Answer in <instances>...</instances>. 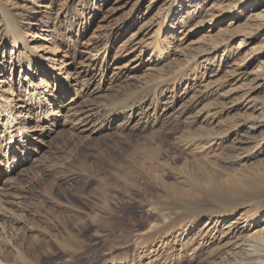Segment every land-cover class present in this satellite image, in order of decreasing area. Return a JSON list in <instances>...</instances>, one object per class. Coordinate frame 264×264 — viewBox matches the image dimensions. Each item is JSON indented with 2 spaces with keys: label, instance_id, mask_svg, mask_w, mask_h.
Returning a JSON list of instances; mask_svg holds the SVG:
<instances>
[{
  "label": "rangeland",
  "instance_id": "rangeland-1",
  "mask_svg": "<svg viewBox=\"0 0 264 264\" xmlns=\"http://www.w3.org/2000/svg\"><path fill=\"white\" fill-rule=\"evenodd\" d=\"M0 1L19 21L25 39L42 38L41 42L29 41L30 47L50 50L46 53L61 63L57 67L70 73L74 90L69 88L66 98L74 97L75 89L82 93V97L77 93L78 105L72 106V112L93 104L100 106L95 113L99 111L109 121L114 110L125 112L132 102L158 96L164 103L176 100L172 112L155 126L135 123L122 129L118 118L112 128L103 134L93 130L92 136L77 131L79 125L73 119L77 117L71 111L65 109L63 116L53 114L59 124L36 141L35 150L20 152V163L15 161L12 172L0 169L2 262L25 264L5 258L15 252L11 243L19 246L21 240L15 241L13 236L8 241L1 229L13 226L14 233L38 236L40 230L33 219L50 216L38 213V203L74 205L83 213L101 216L99 221L86 216L73 221L86 248L78 254L81 257L57 254L60 249L51 242L52 249L46 253L38 247L42 253L39 264H98L110 248L126 264H257L264 260V216H258L256 210L257 204L264 203V130L253 136L248 128L250 119H264V87L258 86L264 84V19L246 22L231 13L221 21L217 9L221 6L213 8L217 0H180L175 5L168 0H141L140 10L138 0ZM224 3L222 9L236 4ZM171 8L169 17L182 23L180 33L174 39L167 37V30L162 31L163 48L154 56L159 61L152 62L156 30ZM2 22L0 19L1 29ZM231 27L236 29L231 31ZM9 40L0 35V105L3 99L9 103L14 97L18 106H26L29 98L23 90V77L31 73L28 65L23 69L15 60L18 52ZM86 58L94 59L97 68L126 65L131 68L130 78L122 84L113 82L110 92L105 85V97L86 98ZM142 59L145 63L140 66ZM238 63H247L244 71L236 69ZM39 76L34 80L37 83ZM19 111L28 127L38 124L36 112ZM92 122L95 125L94 119L89 124ZM194 140L199 147L196 151L188 147ZM154 207L177 222L162 235L169 239L174 233L177 241L162 244L163 248L156 245L161 237L147 240L153 221H159L161 214ZM19 218L22 225L15 222ZM111 221L116 222L115 229ZM210 222L212 228L207 232ZM249 237L254 239L252 252L258 254L228 260V253ZM29 243L30 238L24 250L34 259Z\"/></svg>",
  "mask_w": 264,
  "mask_h": 264
},
{
  "label": "bare ground",
  "instance_id": "bare-ground-1",
  "mask_svg": "<svg viewBox=\"0 0 264 264\" xmlns=\"http://www.w3.org/2000/svg\"><path fill=\"white\" fill-rule=\"evenodd\" d=\"M138 1H139V3L137 4V6H139V10H140V1L141 0H138ZM168 1L171 3H174V5L177 4L178 2H180V0H168ZM217 1H218V3H216L217 6L213 5V8L215 7L214 9H216L218 6H221V7L217 8L219 10L218 15L222 16L221 21L225 22V20H227L228 16L231 13H234L233 15L237 16L236 18H242L246 22L257 20V19H259V20L264 19V7H261V4H264V0H217ZM228 1H234L236 4L232 8L222 9V4H225L224 2H228ZM6 7H7L6 3L4 1H0V19H2V21H3L2 25H1V27H3V28L2 29L0 28V30H1L0 35L2 38L11 39L9 41L12 42L13 47L16 49L15 52H18L17 56L15 57V60H17L20 65H23L22 66L23 69H26L25 66L28 65L29 72L31 73V74L27 73V75H25L23 77V85L25 86V89H23V90H25L26 95H28L29 100L27 102L29 104H27L26 106H24V105L18 106V104H17L18 102L15 103V101H17V100L14 99V97H13L9 103L7 102L8 99L7 100L3 99V105H0V116H1V118H0V156H1V158H0V169L7 167V168H10L11 171H13L16 169L15 161L17 159H18V161H20V152H24L26 149H29V150L34 149L35 150V148L37 147L36 141L39 142L40 140H42L43 137L49 135L58 126L59 122H58V120H56V117H54L53 114H56L57 116L62 115L63 114L62 112L65 109H67V111H66L67 113L70 112L72 106H74V104L76 102L75 98L77 97V93L80 94L81 97H82V93L79 92L77 89H75V96L71 97L69 100L66 98L70 92L69 88H72V90H74L73 85H71L72 81L71 82L69 81L70 73H68L66 75L67 70L64 67H57V65L61 64V63L58 62V59L56 57L51 58V56H49L52 53H50V54L46 53V52H50V50L48 51V50H45L44 48H42V50L36 51V49H32V47H30V45H29L30 43L28 44L29 41L30 42H41L42 38L41 37H33L31 40L25 39V36H23V33L21 32L22 27L20 26L19 21L15 20V18L12 16L11 12ZM171 12H172V8L168 10V13L166 14L164 20L162 21L161 24H159V26L156 30L157 35L155 36V42L151 46L154 49V50L152 49L153 51H151L152 54L150 56V61H152V62L159 61V59L154 57V56H155V51H157V52L161 51V48H163V47L160 48L161 42L163 40V39H161L162 31L164 29L167 30V35H168L167 37L174 38V39L180 33L179 31L181 30V28L179 26H181L182 23L177 19V17L175 19H173V16L170 18L169 16H170ZM209 16L212 17V15H209ZM169 21H171V22L168 23ZM127 23H126V25H127ZM223 24L224 23H221V26ZM167 27L169 29H167ZM230 29L232 31V30H235L236 27L235 28L231 27ZM114 34H116V33L115 32L111 33V35H114ZM38 38H39V40H38ZM40 39H41V41H40ZM243 40H245V38H242V42H243ZM35 48H37V47H35ZM44 53H46L47 55H44ZM144 63H143V59H142L140 61L139 65L142 66V65H144ZM96 65L97 64L94 63V59H92V58H86L84 61V66L88 67V69L85 70V74H84L85 75V82H84L85 87L83 88V91L85 92L86 98H90V97L95 98L96 96H101V98L103 96L105 97L106 94H105V92H103V88L105 85L108 86L109 92H110V90L114 89L112 86L113 82L117 81L118 82L117 84H122V83H126L127 80L130 78V77H128V75L131 71L130 70L131 68L126 67V65L114 66L112 64H110V65L107 64V65H105V69L97 68ZM60 66H62V65H60ZM246 66H247V63H238L236 65V69L238 71L239 70L244 71V68ZM35 68H37L36 71H34ZM135 69H133V70H135ZM110 73H112V74H110ZM33 74H38V75H36L34 77V76H32ZM39 75H41V76H39ZM84 75H83V77H84ZM38 76L40 77L39 83L34 81L35 79L38 78ZM46 83L48 84L47 86H46ZM258 86L264 87V84L259 83ZM50 88H51V90H50ZM75 88H77V87H75ZM1 96H0V101L2 100ZM144 96H145V98H147L146 95H144ZM155 97H157V96H155ZM61 98H63V99H61ZM64 98H66L67 100H65ZM150 98L148 100L143 99L144 101H141V103H139V104L138 103L132 104L133 103L132 102L130 105L126 106L125 109H123L125 112L121 113L122 110H118V109L114 110L109 121H106V119L103 120L101 118L99 111H97L98 113L97 112L95 113V110L97 108H98L97 110H99L100 106L98 107L97 105H93V104L87 105L86 108H83V110L81 109L78 112H72L73 110L71 111L73 114L72 116L77 117L76 119L78 121L82 122L84 120V123L78 122L73 117H71V120L73 118L74 122L77 123V125H79V127L77 128V131H79V133L85 134L84 132H86L87 135L89 134V136H92L94 134L93 130H95V132H97L98 134H101V133L103 134L105 131L109 130V127L112 128L116 124L118 118L122 119V121L120 122V123H122V129L129 128L135 123H139L141 125L149 123L152 126H155L162 120L161 118H164L163 117L164 115L168 114L170 111L172 112V109L175 108L176 100L174 98H172L171 100L167 99V101L164 103L163 97L158 96V98H154V97L152 99H150ZM15 105H17V106H15ZM75 105H78V104H75ZM75 107L79 108L77 106H75ZM20 108L23 110L25 108L26 114L29 112H36L38 114V121H37L38 124L33 129H31V127H28V125L26 124V122H27L26 117L23 118L24 117L23 114L20 115L22 112V111H19ZM52 109H55V111H52ZM150 110L153 111V113L151 114L152 116H149V115L146 116L145 114L149 113ZM79 113L84 114V116H82V117L79 116L80 115ZM52 115H53V117H52ZM93 119L95 121V125H93L94 122H92V124L90 125L89 123ZM248 123H249L248 128L250 129V133H252L253 136L256 135V133L258 131L264 130V119H259V118L254 117V118L250 119V121ZM36 128H38V129H36ZM191 136H193V135L191 134ZM40 137H41V139H40ZM199 140H201V139L199 138ZM189 144L190 145H188V147H192V148H194V150H195V148L196 149L199 148V147L197 148V145L195 144V140L192 142L189 141ZM200 144H201V142H200ZM210 144H211V141H210ZM210 144H208V145L210 146ZM209 146L207 148H209ZM203 147H205V144L203 145ZM202 150H199V152ZM43 178L45 180H47L45 177H43ZM232 179H234V177H231V180ZM61 205H62L61 203H58L57 205H54V206H51L48 204H43V203H38V213H43L46 216L48 213V215H50V216H47V217L45 216L46 219H40L41 217L38 220L33 219V221H34L33 224L35 226H38L40 233H42V234L44 233L47 235L51 234L52 237H50V238H46V237L42 238L41 237L42 235H40V233L38 234V236H35V235L29 236V234H26V232L24 234H23V232H22V234L14 233L15 228L13 226H10V228L8 227L9 228L8 230L6 228H5L6 230H4L2 228L1 229L2 234H4V232H6L3 235V237L5 239H7L8 241H10L13 236L15 237V241H18L19 239L21 240L18 243L19 246L16 245L15 243H11V245L14 246L15 252L12 251V253L5 254V258L8 261H19V262H22L25 264H28V263L39 264L41 261V254H42L41 252L46 253V250L52 249L51 242H53L52 244H55L57 247H59L60 251L57 254H60L62 252L64 255H68L70 258H74V259H78L79 257H81V256H78V254L85 253L84 250H86V248H85L84 243L80 242V238L77 237V232L72 227L76 223V222L74 223L73 221H77V220L82 221V220H84L85 216L87 218L91 219L92 221H99L101 219V216L98 212L83 213L84 211H81L79 207H75L72 204H71L72 206H68L65 204H64L65 206H61ZM257 206H258V208L256 210L258 212V216H260V217L264 216V203L260 202L259 204H257ZM61 207L63 208L62 210L59 209ZM2 208L3 207L0 208V214H1V212H3L4 208L3 209ZM154 210H155L154 212H156V213H159V212L161 213L160 208H158V207H154ZM76 211L82 212L84 215H82L80 213H76ZM9 213H11V212H9ZM160 215L157 218V220H159V221H153V224L148 231L147 240H148V242H150V240H149L150 238L161 237V240L159 239L160 241L157 242L156 245L158 244V245H160L159 248H163L162 247L163 245H167L169 243H172L173 241H175V242L177 241L178 238H177V236H175L174 233L169 234L172 237L169 239H168V236H162L165 234V232H167L171 228L175 227L177 222H176V219H174V217H171V215L168 213L162 212ZM17 219H18V217H17ZM17 219L15 222L20 225L21 219L19 218L18 221H17ZM207 221H210L209 217H207ZM100 223H102V221ZM111 223H112V221L110 222V224ZM210 224H211V222L209 224H207V226H206V228L208 227L207 232L210 231V228H212V227H209ZM214 224H216V223H214ZM115 225H116V222L111 224V227L113 226L112 228L115 229ZM76 226H78V225H76ZM202 231H200V232H202ZM234 235H235V233H234ZM209 236H210V233H209ZM29 238L31 241V243H29V245L31 246L30 250L34 251L33 252L34 259H30L27 256L26 251L24 250V247H25L24 244H26L28 242ZM236 239H237V237H236ZM252 240H254V239L249 237V238H246L244 240H241L242 242L240 241V243L238 242L239 243V245H237L238 248L236 250L230 251V253H228L229 254L227 256L228 260H230V258L231 259L232 258L237 259L238 257L255 256V254L257 252L255 251L256 253H253L255 249L253 250L252 248L255 245L252 243L253 242ZM0 241H1V239H0ZM5 245H9V243L5 244ZM41 246H42V251L40 252V249H38V247L41 248ZM251 249L253 250V252ZM36 250H38V253L36 252ZM116 251H115V249L110 248V251L108 252V254L106 255V253H104L103 259L98 261V264H126L127 261H125L124 263H121V261L123 259H120L119 255L116 253ZM259 253H260V251H259ZM124 254H127V253H124ZM123 258L125 260L128 259L127 255H125ZM97 260H96V262H97ZM263 261L264 260H262V262L258 261L257 264H264ZM0 264H5V262H2L1 258H0ZM79 264H83V262L79 263ZM95 264H97V263H95Z\"/></svg>",
  "mask_w": 264,
  "mask_h": 264
}]
</instances>
